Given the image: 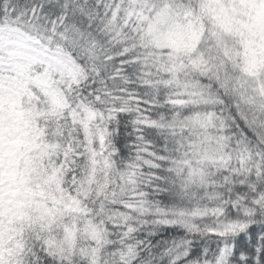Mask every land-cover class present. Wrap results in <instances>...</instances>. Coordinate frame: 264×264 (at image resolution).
Returning <instances> with one entry per match:
<instances>
[{
	"label": "snow or ice",
	"instance_id": "obj_1",
	"mask_svg": "<svg viewBox=\"0 0 264 264\" xmlns=\"http://www.w3.org/2000/svg\"><path fill=\"white\" fill-rule=\"evenodd\" d=\"M0 264H264V0H0Z\"/></svg>",
	"mask_w": 264,
	"mask_h": 264
}]
</instances>
